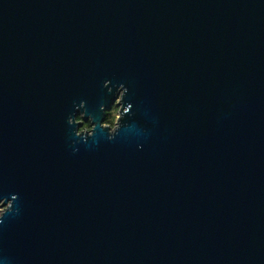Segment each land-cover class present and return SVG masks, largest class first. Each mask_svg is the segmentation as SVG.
<instances>
[{
  "label": "water",
  "instance_id": "1",
  "mask_svg": "<svg viewBox=\"0 0 264 264\" xmlns=\"http://www.w3.org/2000/svg\"><path fill=\"white\" fill-rule=\"evenodd\" d=\"M13 196L0 264H264V0H0Z\"/></svg>",
  "mask_w": 264,
  "mask_h": 264
},
{
  "label": "rangeland",
  "instance_id": "2",
  "mask_svg": "<svg viewBox=\"0 0 264 264\" xmlns=\"http://www.w3.org/2000/svg\"><path fill=\"white\" fill-rule=\"evenodd\" d=\"M120 102V99H117L115 104L112 106L111 109H109L107 111V114L109 115V118L114 122L113 125H109L106 123V125L110 126L111 129H114L115 126H116V123H117V120H118V117H119V107L117 106ZM3 210L2 207H0V213L1 211Z\"/></svg>",
  "mask_w": 264,
  "mask_h": 264
},
{
  "label": "clouds",
  "instance_id": "3",
  "mask_svg": "<svg viewBox=\"0 0 264 264\" xmlns=\"http://www.w3.org/2000/svg\"><path fill=\"white\" fill-rule=\"evenodd\" d=\"M14 199L11 200H4L7 201V203L4 204V211L2 212V214H0V223L3 222V218L5 216L6 213L10 212L13 208V200H15L17 197L13 196ZM0 203H3V201H0Z\"/></svg>",
  "mask_w": 264,
  "mask_h": 264
},
{
  "label": "trees",
  "instance_id": "4",
  "mask_svg": "<svg viewBox=\"0 0 264 264\" xmlns=\"http://www.w3.org/2000/svg\"><path fill=\"white\" fill-rule=\"evenodd\" d=\"M78 120L81 121L82 118H79ZM105 123H107L109 125H113L114 124V122L109 118L108 114H106V122ZM86 128H88V125L84 123V126L81 128V131L86 130Z\"/></svg>",
  "mask_w": 264,
  "mask_h": 264
},
{
  "label": "flooded vegetation",
  "instance_id": "5",
  "mask_svg": "<svg viewBox=\"0 0 264 264\" xmlns=\"http://www.w3.org/2000/svg\"><path fill=\"white\" fill-rule=\"evenodd\" d=\"M85 124L88 125V128H86V130L90 131L92 129V126H91L90 122H86Z\"/></svg>",
  "mask_w": 264,
  "mask_h": 264
}]
</instances>
